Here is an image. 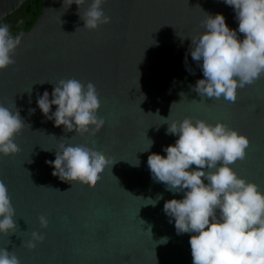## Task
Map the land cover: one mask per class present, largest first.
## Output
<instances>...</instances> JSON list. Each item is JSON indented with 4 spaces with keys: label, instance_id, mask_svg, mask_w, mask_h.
I'll use <instances>...</instances> for the list:
<instances>
[{
    "label": "water",
    "instance_id": "1",
    "mask_svg": "<svg viewBox=\"0 0 264 264\" xmlns=\"http://www.w3.org/2000/svg\"><path fill=\"white\" fill-rule=\"evenodd\" d=\"M24 1L0 0V23ZM91 2L79 9L75 3L67 7V0L65 6L64 0H45L21 35L16 63L0 70V103H15L25 121L15 137L20 151L0 153V179L17 224L15 233H0V248L14 252L21 264H192L193 233H177L175 220L164 212L167 200L185 193L157 182L148 157L166 156L164 149L179 138L167 132L172 121L190 116L223 122L250 138L246 158L232 167L264 191V75L238 89L234 103L193 90L204 75L202 61L191 57L192 37L205 30L206 15L222 13L238 29L234 8L224 0H105L111 22L89 30L79 13ZM73 77L94 83L99 93L97 114L106 123L95 136L55 126L38 107L39 95L48 91L51 99L54 84ZM61 143L86 144L116 162L94 187L62 181L48 163ZM33 231L45 238L29 249L24 242Z\"/></svg>",
    "mask_w": 264,
    "mask_h": 264
},
{
    "label": "clouds",
    "instance_id": "2",
    "mask_svg": "<svg viewBox=\"0 0 264 264\" xmlns=\"http://www.w3.org/2000/svg\"><path fill=\"white\" fill-rule=\"evenodd\" d=\"M224 2L234 8L238 29L230 28L222 13H206L201 23L205 30L192 37L191 57L197 63L202 61L204 75L193 90L207 98L223 97L234 103L238 89L254 84L264 75V0ZM73 3L81 9L86 0H67L66 5ZM104 3L105 0H92L83 14L79 13L83 28L94 30L111 22L103 10ZM20 44L21 35L13 36L10 25L0 24V70L16 63L13 57ZM54 85L51 99L48 91L37 98L42 113L57 127L63 125L81 136H95L106 123L97 114L101 102L95 84L85 85L73 77ZM53 105L57 106L55 112ZM29 111L34 114L35 109ZM168 117L162 118L167 121ZM169 125L168 134L179 138L164 149L166 156L152 153L147 163L153 178L165 184L168 191L185 193L183 199L167 200L164 212L175 220L177 233H193L189 241L192 264H264V191L232 167L246 158L250 138L223 122L213 125L204 119L194 121L190 116ZM24 127L15 103L11 107L0 103V153L7 156L20 151L15 137ZM59 147L55 160L48 163L54 165L53 175L69 183L94 187L105 168L116 162L86 144L61 143ZM161 198L162 194L149 199V204L155 205ZM15 215L8 187L0 179V233L16 232ZM39 220L47 228V217L41 215ZM31 236L24 242L29 249H35L36 242L45 238L37 231ZM159 242L166 243L167 237ZM0 264L21 261L14 252L0 248Z\"/></svg>",
    "mask_w": 264,
    "mask_h": 264
},
{
    "label": "trees",
    "instance_id": "3",
    "mask_svg": "<svg viewBox=\"0 0 264 264\" xmlns=\"http://www.w3.org/2000/svg\"><path fill=\"white\" fill-rule=\"evenodd\" d=\"M45 0H25L21 6L0 24L10 25L13 36L22 35L33 25L44 7ZM23 23H20V21Z\"/></svg>",
    "mask_w": 264,
    "mask_h": 264
}]
</instances>
